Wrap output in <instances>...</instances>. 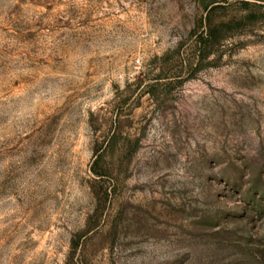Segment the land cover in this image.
Listing matches in <instances>:
<instances>
[{
	"label": "rangeland",
	"instance_id": "rangeland-1",
	"mask_svg": "<svg viewBox=\"0 0 264 264\" xmlns=\"http://www.w3.org/2000/svg\"><path fill=\"white\" fill-rule=\"evenodd\" d=\"M0 264H264V0H0Z\"/></svg>",
	"mask_w": 264,
	"mask_h": 264
},
{
	"label": "trees",
	"instance_id": "trees-1",
	"mask_svg": "<svg viewBox=\"0 0 264 264\" xmlns=\"http://www.w3.org/2000/svg\"><path fill=\"white\" fill-rule=\"evenodd\" d=\"M253 18V15H248L246 19ZM226 28V25H221L220 27H211L209 24L205 27L204 30L201 32H198L195 36L194 41V50H195V58H196V64L199 62H202L205 58H207L211 51L214 49V47L219 44V39H217V35L220 31V29ZM198 65H195L193 70H196ZM117 136L113 133L111 136H109L106 141L102 143H98L95 145L94 150V162H93V174L96 177L101 176L98 172V166L102 159L108 154V152L111 150V148L114 147V145L117 142Z\"/></svg>",
	"mask_w": 264,
	"mask_h": 264
}]
</instances>
